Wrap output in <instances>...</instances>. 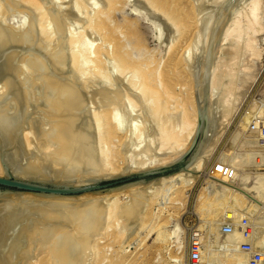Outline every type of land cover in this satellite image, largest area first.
Segmentation results:
<instances>
[{
  "label": "bare ground",
  "instance_id": "bare-ground-1",
  "mask_svg": "<svg viewBox=\"0 0 264 264\" xmlns=\"http://www.w3.org/2000/svg\"><path fill=\"white\" fill-rule=\"evenodd\" d=\"M90 1L72 0L68 8H63L59 0H6L5 6L0 2V52L6 50L0 60H4V66L0 64V176L14 175L22 179L82 186L136 170L140 172L181 162L184 165L173 173L148 181L138 180L117 188L73 195L0 190V264H106L108 257L105 254L117 246L118 254L113 262H139L140 256L129 259L124 253L131 237L139 234L136 232L139 227L136 230L133 226L151 225L154 216L151 204L156 194L160 191L163 194L168 185L178 182L180 185L174 191L169 213L162 218L165 226L166 218L179 208L190 178L196 179L199 175L205 153L213 145L210 142L215 138H211V131L216 119L214 100L218 97L220 46L234 38L246 56H260L255 36L264 29V0H249L234 20L229 21L231 24L224 32L221 24L224 20L220 19L223 15L220 14V18L217 15L220 26L213 27L216 21L211 23L213 30L210 27L212 32H209L198 78L191 81V88L188 87L183 96H179L166 79V65L161 66L162 61L153 60V57L135 55L137 45L125 39L123 26L129 32H136V23L127 20L124 25H116V22L112 25L120 0H97L92 10ZM141 1L143 13L159 16L156 19L151 14L157 20L155 23L159 21L157 28L162 23L163 29L167 30L165 24L170 25L171 31L175 28L173 34L177 32L178 38L184 35L188 29L187 18L179 17L170 0H145L148 6ZM224 9L220 11L222 14ZM15 12L31 14V22L26 19L18 27L10 26L6 19ZM227 12H231L230 8ZM89 33L97 34L101 41L90 42ZM195 37L198 36H193L186 47L188 53L199 47ZM178 38L176 42L172 38L168 45L170 47L174 42L171 48L168 47L169 60L176 55ZM56 40L57 50L53 47ZM13 43L20 44L21 48L26 45L22 49L29 46V54L22 59L26 72L20 70L21 64L17 67L14 63L20 52L13 49L17 46H12ZM185 51L181 53L184 59ZM37 72L39 74L35 76ZM231 72V75L235 73L233 69ZM93 85L95 89L88 90ZM92 90L95 97L89 95ZM231 93L222 96L223 107L230 102ZM96 96L100 97L96 99ZM123 111L132 117L129 127H125V119L120 115ZM245 169L252 170L251 174L255 171L254 167L238 170ZM220 177L215 176L214 180L224 186L221 192L225 195L218 203L210 199L206 202L211 206L208 209L211 216L233 218L239 216L240 207L254 208L240 186L244 179L238 177L235 184L236 181L231 183ZM214 180L210 179L209 183L213 184ZM212 187L219 185L214 183ZM214 190L216 197L219 191ZM141 192H146L147 196L150 192V202H144L143 195L136 196ZM128 193H135L137 200L131 204L128 200L122 202L120 197ZM220 196L213 200H219ZM261 207L259 205L258 209ZM262 209L264 207L260 211ZM250 211L254 212V209ZM153 229L145 232L144 240ZM179 236L177 233L176 240ZM168 237L167 231L157 230L151 244L138 247L144 252L142 257L148 261L147 251L160 250Z\"/></svg>",
  "mask_w": 264,
  "mask_h": 264
},
{
  "label": "rangeland",
  "instance_id": "rangeland-1",
  "mask_svg": "<svg viewBox=\"0 0 264 264\" xmlns=\"http://www.w3.org/2000/svg\"><path fill=\"white\" fill-rule=\"evenodd\" d=\"M66 1L63 3L61 0H59V2H62L61 6L63 8H65L67 6L70 7L72 5L71 4L72 0L71 1L66 0ZM96 1L97 0H95V1L91 0L89 2L90 5L92 4L90 10H92V8H93L92 6L94 5V2H96ZM140 1H138V0H120L118 5H117V9L115 10V16L112 18V25H115V22H116V25L117 24H123L124 25L127 20H129L130 22L136 23L135 24L137 26L136 32H133V31L129 32L127 30V28L125 27V25L122 28L123 33L124 34L126 33L125 39L131 41L130 43H134L135 45H137V49H135L136 50L135 55H137V53H138V54L148 56L149 58L153 57L152 59L156 60V61L161 60L162 61L161 66L163 64L166 65L165 67L167 70V76H166L167 81L170 83L174 92L177 95L183 96L184 92L187 91V88L188 87L191 88L192 85H190V84H192V82L196 81L198 78V74H199V70H200L199 65L201 66L202 61L204 59V56L206 53L205 49L207 48L208 41H209L208 38H210L209 36L211 34V33L209 34V32L210 31L212 32L213 27L220 26V24H218V23L221 22L222 20H224L221 23L223 25L222 31L224 32L226 27H228L231 24L230 22H232L234 20V18L237 16L239 11H241L246 6L245 4L249 0H246V1L245 0H223L224 2L226 1L225 5H223V3L221 2L222 0H219V1L218 0H170L171 6L176 11V13L179 15V17L184 18V19L187 18L186 21L188 22V29L186 30V32L184 33V35L181 38L177 37L178 36L177 32H176L177 36L173 34L175 28H173L174 30L171 31L172 27L170 28V25H169V27H167L168 25L165 24L166 22H164V24H165V27L167 28V30L165 28H164L165 30L163 29V25L161 22L164 21L163 20L164 18H161L162 21H160V23H161L160 25H162V26L159 25V27H158L159 29H158L157 24H159V21H158V23L157 22L155 23V20L158 19L159 16H156V14H154L155 15L154 16L153 13H151V12H149V15L143 13L144 7L140 8V7H142V5L140 6V4H139ZM144 1L145 0H143V5L146 6L147 3ZM0 2L4 6L6 5L5 4L6 0H0ZM231 2L233 4L236 3L235 4L236 6H234ZM182 5H183V7H182ZM230 5H231V7H230ZM224 7H226V9H224ZM239 7H241V8L238 9ZM222 8L225 10L223 14H222V12H220L222 10ZM229 8L231 11L230 13L227 12ZM235 8L238 9V10H236L238 12L235 11ZM231 9H233V10H231ZM218 11H219V13H218ZM235 12H236V14H235ZM227 13L229 14L228 17L225 16V15H228ZM151 14L156 19L153 18V16L151 17ZM220 14L223 15L225 18L222 16L220 18ZM230 14H232V16ZM217 15L219 16L221 21L218 20L219 18ZM263 15H264V13H263ZM30 16H31V14H25L23 12L22 13L15 12L12 14L10 13L6 19V22H8V24L10 23L9 25L12 27L13 26L18 27L19 25H21V22L26 20V19L29 22H31L32 16L31 17ZM215 16H217L216 17L217 19L215 18ZM226 18H227V20H225ZM213 19H214V21H213ZM28 21H27V24H29ZM215 21L217 24L214 23ZM227 21L229 24L227 23ZM262 21H264V18L262 19ZM211 23L212 24L214 23L216 26H214V24H213V27H212ZM225 23L227 25H225ZM210 27H212V30L210 29ZM168 29L169 30L171 29V30L169 31ZM21 32H23V31H21ZM195 34L198 36V37H195L196 38L195 40L199 41V47L197 48V50L194 51V49H193L190 51V53H188L187 51H185L186 47L189 44V42L191 41V39L193 38V36H196ZM159 35L160 36L162 35V37L159 38ZM174 36H175V38H174ZM90 37H91V39H90ZM98 37L100 39V36H98L97 34L94 35L92 33H89V39L90 40L89 39L88 40L90 42H93L95 39L98 41L99 40V39H97ZM172 38L174 39V42H176L177 41L176 38H178L179 43L177 42L178 47H177V52H176L175 57L172 60H169V52H170L169 48L172 47L174 42H172L170 47L168 45L170 44L171 40H173ZM255 38H256L257 45H258L259 50H260V56L259 57H257V56L255 57L253 55L252 56H249V55L246 56V54L244 52H242L243 48L241 47V44L236 45L234 38L231 39L229 41V43L224 44V46L223 45L220 46L219 52H218V57H219L218 58V62H219L218 68L219 69L217 68L218 72H219V74H218L219 75V84L217 87L218 97L214 100L216 103L215 104V108H216L215 118L217 120L214 119V124L212 125L213 127H212V131H211V133H212L211 138L214 136H215V138L214 139L212 138V140H211V142L214 140L213 143L210 142V144H213V145H211V147L209 145L210 148H208V149H210V150L207 149L208 152L206 151L207 153H205L204 159L202 160L203 163L201 165L200 171L198 172L199 175H197L198 177L196 176V179L193 177L190 178L192 180H191V182L189 181L188 185L183 190V195L181 196V203L179 204V208L176 209V212L172 216H169V218H166L167 222H165L166 223V224H164L165 226L162 225L164 223L162 218H165L168 215L169 205L172 203V201L175 197L174 191L176 190V188L180 184L178 182H174L171 185H168L166 187L165 192L163 194L160 193L161 192L160 191L159 193L156 194L157 196L155 195L156 198L151 205H152V210H153L154 216L157 215L155 217L156 219L153 216V218H152L153 222L151 220V225L147 224L146 225L147 227L144 225L141 226V228H140V225H138V226L136 225L135 227L133 226V229L134 228L136 229L137 227H139V228H137L138 230L136 229L137 231L135 230L136 232L139 231L138 232L139 234L136 233V235H135L136 237L135 236L131 237L130 241H128L129 244L127 243L125 245L126 246V252H124V253L126 254L127 258H128V256L130 257L129 259L136 258L137 256L138 257L140 256L141 260L143 259L145 261L143 262L140 260L137 263H127L126 262L124 264H186V253H187L189 229L192 227H202V228L209 227L211 230L214 231L215 229L218 228L217 226L219 225V222L222 219L221 217L226 216V215H222V216L218 215L216 217L217 219L215 218V216H211V214L209 212V210L211 209L210 208L211 206H207V203H206L207 201H209V199H210V201H214V202L217 201L216 203H218V201L220 202V200H222V198H224V195H225V193L223 194V192H221L222 190H224V186H222V185L220 186L219 181L217 183V180H214L215 176L220 177L221 175L216 174L214 176H208V172H211L212 169L214 168V165L218 162L225 161L227 163H230L237 170L238 169H244L245 167H254L255 171H253V173H252L254 175V178L252 177V174H251L252 170H249V171L246 169L245 170H238V177H241L242 180L244 179L243 182H241L240 186L243 188V194L246 196V198L249 200V202L251 201L250 203L254 207L252 209L247 208L249 211L254 209V212H258V211H260L261 208L264 207V204L262 203V202H264V197H263V194H264V175L262 174V173H264V171L260 170V169L264 170V168H263L264 167V152H261L260 150L258 151L257 149L252 148V146H254L252 144H256V141H258L259 138H257L256 136H252L250 131H249V125L252 121H261V123H264V29L259 31V32H256ZM96 40L94 42H96ZM99 41H101V40H99ZM57 42H58V40L54 41V43H53V47L55 50L58 49ZM11 45L14 46L17 44L13 43ZM19 45H17L16 47L14 46V48H13V49L16 48V50H19L18 52H20V56L18 57L17 61L16 62L14 61L15 65H17V67L21 66L22 64H25V61L22 59H24V57H27V54H29V48H28L29 46L28 45H27L28 47H26L27 49H22L26 45H24V47H22V48ZM12 46H10V47L12 48ZM221 49H223V50H221ZM20 50H22V51H20ZM138 50H141V51H138ZM2 51L0 52V60H1L2 54L4 55L6 53L5 52L6 50L3 52ZM184 51L186 53L185 59L182 56ZM242 53L245 55L244 57L242 56L243 55ZM240 58H242V60ZM200 60H201V62H200ZM235 60H236V63H235ZM167 61H168V64L166 63ZM0 64H2V66H4V60L3 59H2V61H0ZM233 65H235V66H233ZM2 66L0 65V68ZM19 68H21V67H19ZM232 69H233V72H235L236 74L233 73V75H231ZM10 70H12V69L10 68ZM10 70H8V72ZM20 70H22V72H26L24 65H22V68ZM12 71H13V73L15 72L14 70H12ZM229 72H230V74H229ZM13 73L11 72V74H13ZM11 74H9V75L11 76ZM37 74H39V73L38 72L35 73V76ZM225 74H227V75L225 76ZM24 75H26V74H24ZM192 77H193V80L191 79ZM34 79H31V81H34ZM99 85H102V84H99ZM222 85H223V87H222ZM96 86H98V84ZM91 87L92 86H90V88H88V90L95 89L94 85L92 88ZM220 91H221V93H220ZM231 91H232V93L234 91L235 92L233 93V95H230V97H231V99L229 100L230 104L228 103L225 107H223L222 104L220 103L221 102L220 100L224 94H226L228 92L231 93ZM92 92L95 93V91L92 90L91 93H89L90 97L96 95V94L93 95ZM96 97H97L96 99H98L100 96H96ZM220 106L222 108H220ZM217 108H218L219 112L217 111ZM120 113H121L120 115H122L125 119V121H124V123L126 125L125 127H129L130 124H132L131 122H133L132 117L129 116L128 113L126 114V112H124V111L120 112ZM125 114L127 115L126 117H125ZM219 119H221V121H223V120L224 121L221 123V121ZM215 128H217V129H215ZM189 152H190V150L187 152V154H189ZM256 157H258V158H256ZM248 159H250V160H248ZM256 159H258V160L256 161ZM135 172H138V171L136 170ZM126 174H128V173H126ZM126 174H124V175H126ZM208 177H210V178H208ZM211 177H213V178H211ZM220 178L223 180H226L225 178H222V177H220ZM210 179L214 180V181H212L213 184L209 183ZM252 180L255 183H253ZM226 181H229V180H226ZM229 182L234 183L235 181L230 180ZM214 183L216 186L219 185V187H217V188L212 187V186H214ZM245 185H246V187H245ZM249 185H250V187H249ZM248 187L250 189L252 187L253 189L250 190ZM213 188L216 189V192L219 191L218 195L216 194V197H215V192H214L215 190ZM244 188L246 190H244ZM212 189H213V192H211ZM247 189H249V190H247ZM141 193H136V194H138L136 196L141 197L143 195V197H141L143 199V201L145 202L146 200H148V202H150V197H151V195H149L150 192H148V196L145 195L146 192L145 193L141 192ZM219 193L222 194V197L220 196ZM248 193H251L252 195L254 194L255 197H254V195L252 196L251 194H248ZM256 193H257L259 199H257L258 197H257ZM130 194L133 195L132 196L133 200H132V197L129 196ZM209 195H211L212 198H211V196L209 197ZM145 196H146V199H145ZM219 196H220L219 200H213L214 197H215L214 199H217V198H219ZM249 196L252 197V199H250ZM134 197H135V193H128L125 196L122 195L120 198H121L122 202L123 201L126 202V200H128L129 204H131L135 200H137V197L136 198H134ZM261 198L263 199V201L261 200ZM138 199H140V198H138ZM142 199H140V200H142ZM253 200H255V201H253ZM260 200L262 201L261 203H260ZM128 201H127V204H128ZM148 202H146V204ZM258 204L260 205V207L262 205V207L259 209H258V206H259ZM240 208H241V210H239ZM240 208L238 209V212H237L239 215H240V213H244L245 211H247V209L245 207H240ZM159 212H161V213H159ZM254 212L250 211L249 213L254 214ZM237 213H236V215H238ZM159 214H160V216H159ZM218 218H219V220H218ZM155 224H156V227H154ZM216 224H217V226H216ZM157 226L159 228H157ZM179 227H180V230H178ZM149 228L150 229L154 228V229L151 232V235L144 240L143 239L144 234L147 230H149ZM159 229L163 230V231H167L169 233L168 241L159 247L160 250H157V251L156 250H152V251L150 250L149 252L147 251L146 254H147V257L149 258L147 261V258L142 257L143 256L142 253H144L143 250H139V248H142L143 245L145 246L146 244H148V245L151 244L154 240V237L156 236L157 230H159ZM129 230H131V228ZM130 232L131 231H129V233ZM177 233H180V236H179L180 238L178 240H176V238H175ZM136 242H138V243H136ZM140 244H141V246H140ZM128 245L129 246L131 245V246L129 247ZM116 249H118V246L115 248H111L107 252V254H105L108 257V262L106 264H118V263L112 261V260L115 261V258L117 257L118 252L116 251Z\"/></svg>",
  "mask_w": 264,
  "mask_h": 264
},
{
  "label": "built area",
  "instance_id": "built-area-1",
  "mask_svg": "<svg viewBox=\"0 0 264 264\" xmlns=\"http://www.w3.org/2000/svg\"><path fill=\"white\" fill-rule=\"evenodd\" d=\"M249 131L259 137L252 148L264 151V123L252 121ZM216 174L238 183V170L230 163H216L208 176ZM227 262L264 264V209L254 214L245 211L233 218L223 217L216 231L209 227L189 229L186 264Z\"/></svg>",
  "mask_w": 264,
  "mask_h": 264
},
{
  "label": "water",
  "instance_id": "water-1",
  "mask_svg": "<svg viewBox=\"0 0 264 264\" xmlns=\"http://www.w3.org/2000/svg\"><path fill=\"white\" fill-rule=\"evenodd\" d=\"M183 165L184 163L181 162L177 165L158 167L140 172H130L126 175L98 179L92 183L82 186L61 185L49 181L22 179L17 178L14 175L0 176V190H21L73 195L88 191L117 188L138 180L148 181L158 176L173 173L183 167Z\"/></svg>",
  "mask_w": 264,
  "mask_h": 264
}]
</instances>
